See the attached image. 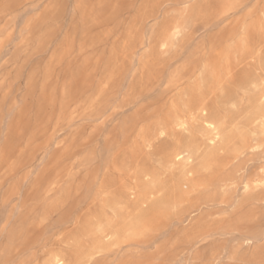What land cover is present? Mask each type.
Masks as SVG:
<instances>
[{"label":"rangeland","instance_id":"374dc122","mask_svg":"<svg viewBox=\"0 0 264 264\" xmlns=\"http://www.w3.org/2000/svg\"><path fill=\"white\" fill-rule=\"evenodd\" d=\"M263 116L264 0H0V264H264Z\"/></svg>","mask_w":264,"mask_h":264},{"label":"bare ground","instance_id":"6f19581e","mask_svg":"<svg viewBox=\"0 0 264 264\" xmlns=\"http://www.w3.org/2000/svg\"><path fill=\"white\" fill-rule=\"evenodd\" d=\"M176 30V29H175ZM264 117V116H263ZM208 127H211V124H209V123H205ZM251 151V150H250ZM179 155L180 154H176V155H174V157H173V159L175 160L177 157H179ZM180 159H182V164L184 165V166H187V165H189L191 162H192V160H191V157L190 156H186V158H183V156L182 157H179L177 160H180ZM263 169V168H262ZM245 180V179H244ZM255 182V181H254ZM258 184V183H257ZM245 187L248 189L249 188V185L248 184H245ZM237 189V188H236ZM53 189L52 188H50V189H48L47 190V192H51ZM246 191V190H245ZM48 264H64V262L60 259V258H58L57 256H53V258L51 259V261L48 263Z\"/></svg>","mask_w":264,"mask_h":264}]
</instances>
